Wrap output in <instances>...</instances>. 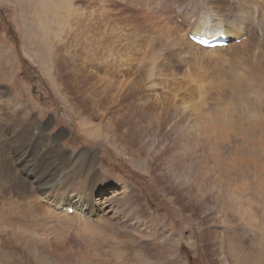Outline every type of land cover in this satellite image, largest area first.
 I'll return each mask as SVG.
<instances>
[{
	"label": "rangeland",
	"instance_id": "1",
	"mask_svg": "<svg viewBox=\"0 0 264 264\" xmlns=\"http://www.w3.org/2000/svg\"><path fill=\"white\" fill-rule=\"evenodd\" d=\"M158 3L0 0V264H264V76L255 77L254 47L171 74L166 55L189 56L170 48ZM122 64L129 74L108 75L112 85L88 76ZM150 72L157 85H142L140 102L165 99L166 110L144 114L130 144L114 139L103 111L130 102ZM96 98L102 113L85 119L90 107L78 101ZM75 200L85 207L73 213L56 204ZM35 201L94 223L65 229L34 215Z\"/></svg>",
	"mask_w": 264,
	"mask_h": 264
},
{
	"label": "bare ground",
	"instance_id": "2",
	"mask_svg": "<svg viewBox=\"0 0 264 264\" xmlns=\"http://www.w3.org/2000/svg\"><path fill=\"white\" fill-rule=\"evenodd\" d=\"M165 1L159 0L160 3H158V5H157V9L159 12L157 11V13L160 15V18L162 21V23H160V24L164 25V28H165L164 32H165L166 38L169 41V46H170V48L181 47V50L184 51V52L181 51L182 57H183V55L189 56V60L187 62H185V60H183V59L181 60L180 57H179L180 60L178 59V61H177L175 54L166 55V56H168L167 59L170 61V63L172 62L175 65L174 68H172V70H170L171 74L176 75L177 71H180V70L188 71L190 66L191 67L193 65H199L200 66L202 64L204 65V63H206V62L207 63H216V62H220V61H228V59L230 57H234L232 59L236 60L237 55H239L240 53H244V54L248 53L249 54V51H247V49H249L248 47L253 46L254 48L252 51L256 52L257 60H259V65H258V68L255 72L256 76L255 75L254 76L256 78L264 76V0H210V2L212 4L216 5L220 10L225 11L227 13L226 19L223 22V24L216 25L212 29H206V28L202 27L199 23L198 15L196 12V7L200 3V0H186L187 5L182 6V8H180V9L178 8L176 12H173L171 9H169L168 6L166 5ZM176 4H177V2H176ZM73 10H75V9H73ZM69 11H70V9H69ZM174 13H176V16L174 15ZM177 18H181V23L178 22ZM151 26H153V22H152ZM161 28H162V26H161ZM161 34H163V32ZM245 34L247 35L248 39H245L239 45L231 43L230 45L228 44L225 47H216V48H211V49L202 48V47L198 46L197 44H195L190 39L191 36H215V35H218V36H224L225 38L228 39V41H229V39L235 41L236 39L241 38L242 35H245ZM130 36H133V35H130ZM162 37H163V35H162ZM147 38H149V37H147ZM148 41H149V39H148ZM85 60H86V58H85ZM87 60H89V59L87 58ZM89 61L93 62V60H89ZM98 61H99V59H98ZM85 64H87V63H85ZM95 67H96V65H95ZM171 67L172 66H170V68ZM92 68H93V66H92ZM96 69L98 70V67H96L95 70H93V71L91 70V72L88 71L89 72L88 76H92V78L93 77L97 78L98 81L99 80L104 81V82L109 81L108 85H112L114 79H112V80L108 79L107 80L105 78H107L108 75L111 76L112 74L114 75V74H121V73H123L122 77L123 76L125 77L124 73L126 70H128V66L122 64L119 67H115V68L112 67V71H110V73H109V71H107V69H105V70H103V76L99 75L97 73L98 71ZM149 70L153 71V69H151V68ZM127 73H128V71H127ZM127 73H125V74H127ZM98 76H100V77H98ZM141 76H143V74ZM154 76H153L152 72H150L149 75L147 74L146 82L144 81V82H141V84H139V83L134 84V86H136V88H135L136 90L133 91V92H135V94H133L134 98H132V100L130 102H129L130 97L129 98L127 97V99H128V100H126V101H128L127 103L126 102L123 103L125 101V100L123 101V99H120L118 101H114L112 103L108 102L109 103L107 105L108 107L105 108V110L103 111L104 113L102 115L103 116L109 115L110 118L108 120L111 119V122H108V124H106V127L108 129L107 131L110 132V134L112 135V137L114 139H117L119 136L120 138H122L121 141H123L127 137L128 144H130L131 137L138 136L139 132L143 131V128L139 124H140V119L142 118V116L144 114H148V113H150V111L155 112L158 109H161V113L163 114V112L166 110L165 107H167L168 100H165V99L161 100L160 98L159 99L156 98L155 101L154 100L150 101V99H146L148 101H145L143 103L140 102V100L143 97L142 93L145 91V89L144 90L142 89V87H143L142 85L145 86V84H149V86H147L149 90L157 85V83L155 81L156 78H154ZM139 77H140V75H139ZM134 80H136V79H133V81ZM140 80H141V78H140ZM131 82L132 81H130V80L127 82V84H128L127 88L133 84ZM109 87L110 86H108L107 88H109ZM127 88L125 90H127ZM145 93H147V92L145 91ZM124 96L125 95H123V97ZM100 100L103 101L104 98L100 99ZM138 100H139V102L137 104H134ZM101 101H99V99L97 100V98H96V100L93 99L92 101H88V102H85V100L84 101H78V104H81V105L77 104L78 105L77 107L80 109H82V108L85 109L86 105H88V108L90 107L88 110V111H90V113L86 114L84 117H85V119H91V118H93V115H96L98 113H102L101 109H103V108L101 106L102 103H100ZM165 101H166V103H165ZM170 101H171V99H170ZM105 106H106V104H105ZM84 109H82L83 112H84ZM183 111L185 112L186 109L183 108ZM91 113H93V114H91ZM148 115L150 116V114H148ZM94 117H96V116H94ZM159 120H161V121L157 127V130H162V128H163V121L162 120L163 119L161 118ZM84 156L85 155H82V159H80V161H78L76 163L77 167L82 166ZM1 174L3 175L2 172H1ZM4 176H6V175H4ZM20 181H23V180H20ZM33 181L34 182L36 181V183H37L36 179ZM54 186H55L54 184H50V183L47 187L45 186L44 188L46 189V193H47V191L52 190V188ZM39 187H42V186H39ZM42 190H43V188H42ZM44 191H43V193H45ZM76 202H78V204L75 206L68 205V203L64 205L63 202L62 203H56V204H59L62 207L64 206L65 208H67V211L72 210L76 207H77V209H79L81 207L82 208L85 207V205H83L82 202H79V200ZM84 202H85V200H84ZM33 205L35 206L34 208H36L37 211H40L38 214L33 213L34 215H37L39 217L42 216L43 218L50 219V220L56 218L55 222L59 226L62 225L65 229H67L66 224L72 223L75 219L78 220L80 223H85V224L94 223V221L79 218L78 216H76L75 218H71L66 211L63 214H60V212H58V210L57 211L54 210V204H53V206H51V204L48 205V203H47V207H49L51 209L42 206L37 201H35ZM72 212H73V210H72ZM27 213L28 212H26L24 214L27 215ZM80 214H82V213H80ZM22 216L25 217L24 215H22ZM46 243H47V245H45V247H46L45 249L48 250L50 248L52 250L51 252H49V256H51V255L55 256V254L59 252L58 245L54 246L52 241L46 242Z\"/></svg>",
	"mask_w": 264,
	"mask_h": 264
},
{
	"label": "clouds",
	"instance_id": "3",
	"mask_svg": "<svg viewBox=\"0 0 264 264\" xmlns=\"http://www.w3.org/2000/svg\"><path fill=\"white\" fill-rule=\"evenodd\" d=\"M199 23L206 29H212L216 25H221L226 19L227 13L220 10L210 0H200L196 7Z\"/></svg>",
	"mask_w": 264,
	"mask_h": 264
},
{
	"label": "snow or ice",
	"instance_id": "4",
	"mask_svg": "<svg viewBox=\"0 0 264 264\" xmlns=\"http://www.w3.org/2000/svg\"><path fill=\"white\" fill-rule=\"evenodd\" d=\"M199 43L203 44V40L199 41Z\"/></svg>",
	"mask_w": 264,
	"mask_h": 264
}]
</instances>
